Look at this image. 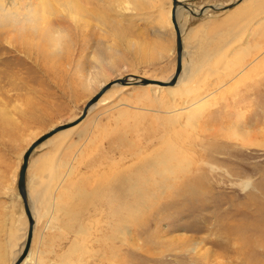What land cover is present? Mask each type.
Here are the masks:
<instances>
[{
    "label": "rangeland",
    "instance_id": "374dc122",
    "mask_svg": "<svg viewBox=\"0 0 264 264\" xmlns=\"http://www.w3.org/2000/svg\"><path fill=\"white\" fill-rule=\"evenodd\" d=\"M77 3L87 12L72 21L64 6L44 12L61 17L58 46L42 20L0 21V264L27 234L17 186L27 147L78 118L102 84L176 70L172 1ZM188 14L174 95L116 85L32 153L30 264H264V0Z\"/></svg>",
    "mask_w": 264,
    "mask_h": 264
},
{
    "label": "bare ground",
    "instance_id": "6f19581e",
    "mask_svg": "<svg viewBox=\"0 0 264 264\" xmlns=\"http://www.w3.org/2000/svg\"><path fill=\"white\" fill-rule=\"evenodd\" d=\"M172 0H170L171 2ZM180 2L184 3L186 6H180V8H178L179 10L177 11V20L179 22V26L181 28V21H180V17H181V13L182 11L185 9V10H188L190 13L193 14V11L195 13H199L197 11H195L193 8H192V5H190L189 2H185L183 0H179ZM243 0H237L236 3L234 2V4L232 5V7L235 5V4H239L240 2H242ZM263 2V1H262ZM55 5H52L54 4ZM56 3H59L60 6H58V4L56 5ZM233 2H230L229 4H232ZM228 5H224V6H229ZM172 5L173 3L169 4V12L167 14L164 15V18L167 20V23H168V27L171 28V29H174V26H173V22L171 20V16H172ZM63 6L66 7L64 10L65 12L67 13V17L69 20L71 19L74 20V17L76 16H80V11L81 13L83 12H87L85 10V8H81L79 7L78 3H77V0H0V21H3V22H10L12 25H15V26H18V28L20 29H23L24 27L27 29V28H30V29H34L37 25H38V22L40 20H42L43 22H45L48 26L47 29L43 30V34L45 36H47L49 38V40H51L52 44H54V46H58L60 43H61V40H62V36H63V29L61 28H56V27H53L55 25H57L56 23L59 22V20H61V17H59L58 15L55 16V19L53 21L50 20V18L48 16H44V12L47 11V13L51 16V12H55L57 11L58 8H60V10H63ZM215 6V5H214ZM217 7H222V6H217ZM231 8V7H230ZM229 8V9H230ZM209 9V7L206 8V10L204 11V13ZM227 9V10H229ZM53 10V11H52ZM89 13V12H88ZM97 13V12H96ZM203 13V14H204ZM99 14V12H98ZM97 14V15H98ZM195 15V14H194ZM203 16V15H202ZM98 19L100 20V16L98 15ZM165 20V21H166ZM52 26V28H51ZM38 29V27H37ZM182 30V42H183V47L185 46L184 45V41H183V29L181 28ZM250 32V31H249ZM176 33V31H175ZM175 48H176V39H175ZM184 55H185V47H184V53H183V57H182V67H183V58H184ZM176 56H177V48H176ZM256 59V58H255ZM103 61V60H102ZM100 63V62H99ZM98 63V64H99ZM176 66V65H175ZM185 70L187 69H184L183 67V72L182 74H180L178 80L176 81V83L174 85H160V84H146V85H143V84H139V85H143L144 87H157V88H166V90L169 92V94L171 95H174L175 92H176V89H178V83H180L181 81H183L185 78H184V74H185ZM192 72V71H191ZM175 73V72H174ZM133 76L137 75L139 77H144V76H141V75H138V74H132ZM174 75V74H173ZM126 76H131V75H126ZM190 76V75H189ZM125 77V76H123ZM173 77V76H172ZM171 77V78H172ZM116 78H120V77H116ZM147 78V77H146ZM168 79V80H162V81H169L171 80ZM151 79V78H150ZM154 79H157V78H154ZM158 80H161V79H158ZM139 81V80H138ZM109 82V81H108ZM107 82V83H108ZM106 84V83H105ZM105 84H102L105 85ZM116 85H122V84H116ZM116 85H113L112 87L116 86ZM129 84L127 85H124V86H128ZM101 86V87H102ZM129 86H134V85H129ZM187 86V85H186ZM100 87V88H101ZM110 88L109 90H107L108 92L111 91L113 88ZM106 91V92H107ZM105 92V93H106ZM107 92V93H108ZM104 93V94H105ZM103 94V95H104ZM101 96L96 103H94L90 110H92L94 108L95 105L98 104V102H100L101 100L103 101L104 99H107V97L104 95V96ZM84 108V107H83ZM84 110V109H83ZM89 110V112H90ZM83 112V111H82ZM81 112V113H82ZM80 113V114H81ZM89 114V113H88ZM80 116V115H79ZM87 117V116H86ZM85 117V118H86ZM84 118V119H85ZM77 119V118H76ZM75 120V119H74ZM72 120V121H74ZM83 120V119H82ZM81 120V121H82ZM70 122V121H69ZM80 122V121H79ZM79 124V123H78ZM77 125V124H76ZM74 125V126H76ZM74 126H71L69 128H65V129H62L60 130L61 131H66V130H69L71 129L72 127ZM243 130V129H242ZM240 130V131H242ZM239 131V133H240ZM60 132H57L56 134L60 133ZM54 134V135H56ZM53 135V136H54ZM51 136V137H53ZM51 137H49L48 139L44 140L43 142H41V144H43L44 142H46L47 140H49ZM38 139V138H37ZM35 141V140H34ZM40 144V145H41ZM39 145V146H40ZM38 146V147H39ZM37 147V148H38ZM29 148V146L27 147ZM36 148V149H37ZM35 149V150H36ZM27 151V150H26ZM25 151V152H26ZM31 158V157H30ZM23 161V159H22ZM30 161V159H29ZM22 165V164H21ZM29 165V163H28ZM168 165V164H167ZM21 167V166H20ZM28 167V166H27ZM28 169L29 167L27 168V172H28ZM171 169V168H169ZM21 170V169H20ZM164 170V169H162ZM27 172H26V186L28 188V193H29V197H30V190H29V186L27 185ZM20 174V173H19ZM139 181V180H138ZM148 182V181H147ZM133 184V183H132ZM132 186V185H131ZM134 187V186H132ZM138 188V186H137ZM134 190V189H133ZM21 197V196H20ZM30 200H31V197H30ZM30 205L32 206V210H33V216H34V219H35V214H34V208H33V205L30 201ZM27 216V215H26ZM35 224H36V219H35ZM29 227V225H28ZM36 228V226H35ZM28 231V229H27ZM83 231V230H82ZM35 232V231H34ZM35 234V233H34ZM27 236V234H26ZM26 239V237H25ZM33 239H34V236H33ZM33 239H32V242H33ZM25 242V241H24ZM24 244V243H23ZM25 246V244H24ZM23 246V248H24ZM33 246V244H32ZM23 248L21 249V251L23 250ZM76 248V247H75ZM31 250H32V247H31ZM31 250L29 252V254L26 256L25 260L22 262V264H30V260L29 258L31 257ZM21 253V252H20ZM33 253V252H32ZM19 256V255H18ZM17 256V257H18ZM16 259V258H15ZM14 259V260H15Z\"/></svg>",
    "mask_w": 264,
    "mask_h": 264
},
{
    "label": "water",
    "instance_id": "95a60500",
    "mask_svg": "<svg viewBox=\"0 0 264 264\" xmlns=\"http://www.w3.org/2000/svg\"><path fill=\"white\" fill-rule=\"evenodd\" d=\"M172 3H173V5H172L171 20L173 22V26H174V29L176 31L177 56H176V66H175L176 70H175V73H174L173 77L171 78V80L162 81V80H158V79L139 77L137 75H135V76L131 75L130 77L125 76V77L116 78L113 81H110L101 87V89L97 92V94H95L85 104L83 112L80 114V116L77 119H75L74 121L61 123L60 125L53 127V129H51L50 131L42 134L38 139H36L35 141H33L29 145V148L24 153L19 178L17 181V186L19 189V194L21 196L24 208H25V213L27 215L29 227H28L27 236H26V239L24 242L25 246H24L23 250L21 251V253L19 254V256L12 262L13 264H22V262L25 260L26 256L29 254L31 247H32V244H33L32 239L34 236L36 224H35V219L33 216L32 206L30 205V197H29V193H28V188L26 186V172H27V168H28L27 166L29 163V159H30L32 153L35 151V149L41 144V142H43L44 140L53 136L57 132H60V130H62V129L69 128L71 126L78 124L79 121H81L82 119H84L88 115L91 106L94 103H96L97 100L107 90H109L113 85H116V84H122V85L143 84V85H146L149 83H151V84L156 83V84H160V85H169L170 86V85H174L176 83V81L178 80L180 74H182V72H183L182 57H183V53H184V47H183V42H182V30H181V28L179 26V22L177 20V11L179 10L178 8H180V6L185 7L186 5L182 2H180L179 0H172ZM235 3H236V1H235ZM233 4H234V2L232 4H229V6H222L220 8L210 4L207 7L219 9V10H227L230 7H232ZM207 7H205V6L202 7L200 9L199 13H195L193 11V14H195L197 16H202Z\"/></svg>",
    "mask_w": 264,
    "mask_h": 264
},
{
    "label": "crops",
    "instance_id": "0c3cea01",
    "mask_svg": "<svg viewBox=\"0 0 264 264\" xmlns=\"http://www.w3.org/2000/svg\"><path fill=\"white\" fill-rule=\"evenodd\" d=\"M190 1H191L190 3L195 4L194 2H192V0H190ZM197 9H198V8H197ZM232 9H233V8H232ZM199 10H200V9H199ZM188 15L190 16L189 18L191 19V15H194V14L191 13V14H188ZM194 16H197V15H194ZM197 17L200 18L201 16H197ZM188 21H189V20H188ZM228 22H229V20H228ZM181 23H182V22H181ZM183 35H184V34H183ZM183 41H184V39H183Z\"/></svg>",
    "mask_w": 264,
    "mask_h": 264
}]
</instances>
